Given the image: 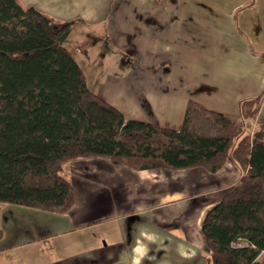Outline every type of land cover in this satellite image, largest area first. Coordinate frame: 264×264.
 Wrapping results in <instances>:
<instances>
[{
  "label": "crops",
  "instance_id": "1",
  "mask_svg": "<svg viewBox=\"0 0 264 264\" xmlns=\"http://www.w3.org/2000/svg\"><path fill=\"white\" fill-rule=\"evenodd\" d=\"M16 1L72 20L65 47L125 118L178 129L194 100L249 134L264 122V0ZM68 172L65 212L1 207L0 264H210L202 221L241 175L231 156L215 171L80 157Z\"/></svg>",
  "mask_w": 264,
  "mask_h": 264
},
{
  "label": "trees",
  "instance_id": "2",
  "mask_svg": "<svg viewBox=\"0 0 264 264\" xmlns=\"http://www.w3.org/2000/svg\"><path fill=\"white\" fill-rule=\"evenodd\" d=\"M71 27L0 0V209L65 212L75 202L68 164L80 157L215 171L231 156L241 175L201 224L209 261L264 264V122L249 134L194 100L178 129L125 118L87 87L64 45ZM262 95L241 101L245 118L255 117Z\"/></svg>",
  "mask_w": 264,
  "mask_h": 264
}]
</instances>
